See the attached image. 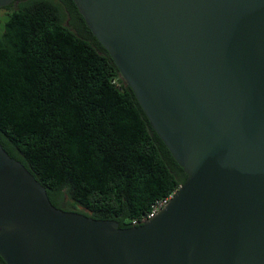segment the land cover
I'll return each instance as SVG.
<instances>
[{"label":"water","instance_id":"obj_1","mask_svg":"<svg viewBox=\"0 0 264 264\" xmlns=\"http://www.w3.org/2000/svg\"><path fill=\"white\" fill-rule=\"evenodd\" d=\"M73 1L187 177L120 229L56 209L0 145L4 263L264 264V0Z\"/></svg>","mask_w":264,"mask_h":264},{"label":"trees","instance_id":"obj_2","mask_svg":"<svg viewBox=\"0 0 264 264\" xmlns=\"http://www.w3.org/2000/svg\"><path fill=\"white\" fill-rule=\"evenodd\" d=\"M17 1L0 36V145L56 209L140 226L132 222L187 175L75 2L15 0L1 9ZM64 11L89 39L64 26Z\"/></svg>","mask_w":264,"mask_h":264},{"label":"rangeland","instance_id":"obj_3","mask_svg":"<svg viewBox=\"0 0 264 264\" xmlns=\"http://www.w3.org/2000/svg\"><path fill=\"white\" fill-rule=\"evenodd\" d=\"M20 1L15 2L13 5L10 6L8 9H0V36L3 33L4 30V23L7 17V14L11 13L13 10H17L18 4ZM63 24L66 26L71 32H73L75 35L81 37V38H88L84 31L82 30L81 26L76 20L71 19L66 11H64V18H63ZM89 39V38H88ZM79 210H82L81 208H78Z\"/></svg>","mask_w":264,"mask_h":264},{"label":"built area","instance_id":"obj_4","mask_svg":"<svg viewBox=\"0 0 264 264\" xmlns=\"http://www.w3.org/2000/svg\"><path fill=\"white\" fill-rule=\"evenodd\" d=\"M180 187V186H179ZM177 191V190H176ZM174 191L167 199L163 200V201H160L158 203H156L153 207H152V210L151 212H149L148 214H146L145 216H143L140 220H135L132 222L133 225H139V224H143L145 223L146 221H148L149 219L153 218L159 210L162 209V207L167 203V201L175 194Z\"/></svg>","mask_w":264,"mask_h":264},{"label":"flooded vegetation","instance_id":"obj_5","mask_svg":"<svg viewBox=\"0 0 264 264\" xmlns=\"http://www.w3.org/2000/svg\"><path fill=\"white\" fill-rule=\"evenodd\" d=\"M68 14V13H67ZM180 176H181V174H180Z\"/></svg>","mask_w":264,"mask_h":264}]
</instances>
